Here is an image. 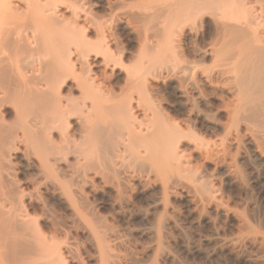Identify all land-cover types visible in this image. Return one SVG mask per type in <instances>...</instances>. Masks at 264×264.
Segmentation results:
<instances>
[{
    "label": "bare ground",
    "instance_id": "6f19581e",
    "mask_svg": "<svg viewBox=\"0 0 264 264\" xmlns=\"http://www.w3.org/2000/svg\"><path fill=\"white\" fill-rule=\"evenodd\" d=\"M140 1L135 11L101 1L141 43L127 68L85 1L0 0V264H178L162 241L165 229L182 231L165 216L167 190L193 214H230L209 183L216 176L207 181L191 159L211 164L227 186L240 180L232 153L264 175V0ZM62 6L70 20L57 16ZM199 35L190 59L185 39ZM90 57L125 68L120 96L77 73ZM213 83L225 94L216 107L204 89ZM215 131L223 137L204 138ZM150 187L159 196L132 212ZM133 217L140 227L129 226ZM255 238L209 236L204 252L177 243L206 260Z\"/></svg>",
    "mask_w": 264,
    "mask_h": 264
},
{
    "label": "rangeland",
    "instance_id": "374dc122",
    "mask_svg": "<svg viewBox=\"0 0 264 264\" xmlns=\"http://www.w3.org/2000/svg\"><path fill=\"white\" fill-rule=\"evenodd\" d=\"M84 1L87 3L89 10L95 15L94 18L98 22L104 24L109 30L106 41L107 46H109V53L115 58L114 60L123 61L124 66L127 68L131 66L132 61L130 55L139 50L141 43L131 35L125 26L118 24L108 15L103 4H101V1L103 0H83V2ZM124 2L127 4L125 6L126 10L135 11L141 1L124 0ZM21 8L24 10L23 6ZM57 16L60 20H70L71 12L67 10L65 6H62L58 8ZM78 22L81 27L85 26L83 18H80ZM207 32L209 31H205V36L207 35ZM199 38H201L200 35L197 38L185 39V42L187 43L186 50L191 56L190 59L193 58L192 51H194V49L200 44L201 39ZM92 39H96L93 32ZM25 55L37 57L42 55V52L37 49L26 52ZM195 60H199V58L195 57ZM210 62L211 61L208 60L206 65L209 66ZM100 64L101 58H87L79 67L77 73L79 72L78 74L83 76L89 75L92 77L102 93L109 92L116 96H120L126 89L125 68L118 66L114 70L104 69ZM154 87L157 89L158 85L154 84ZM204 89L212 96L210 103L213 107L219 105L221 99L225 97V94L215 85V83L205 84ZM135 114L138 115L139 113L135 111ZM176 115L180 117L178 113H176ZM219 118L223 120L224 116L220 115ZM222 137L223 134L218 131L204 136L206 140H214L216 138L221 139ZM185 150L186 153H188L186 148ZM228 161L237 165L240 180L237 179L235 182L227 186L222 182L221 173L211 164L202 162L198 157L191 159V166L200 169L206 176L207 181L210 179V175L216 176L217 180L209 181V183L211 182L215 189L218 190L217 196L226 206H228L230 210L228 216H221L208 208H203L202 211L200 210L201 213L200 211L199 213L201 215L199 213L193 214L187 211L184 203L179 199H176V196H178L176 192L172 193V191L167 190L168 192L166 193L164 202L168 207L172 208L173 213L165 214V216L169 217V215H173V217L170 216L172 219L169 218L173 220L182 231L173 227L167 228L165 229V235L162 241L167 250L169 251L170 249L171 252L169 251V253H171V255H173V257L179 262L178 264H264V249L260 245L259 240L261 237H264V223H262L259 218V213L264 211V175L260 167L253 166L250 168L245 163L243 165L242 163H239L238 156L235 153L230 155ZM138 187V183L132 184V188L137 189ZM156 196H159V191H157L156 188L150 187L149 191L145 194L133 197L132 203L130 202L132 212L137 208L145 209L148 206L149 201ZM98 205V210L101 214L107 215L109 213V206L107 202L102 200V198H99ZM197 215L198 217H196ZM205 215L209 217L208 223L203 220ZM132 219L130 220L129 226L134 225L133 227H140L142 225L139 220L134 217ZM242 220L245 222L246 226ZM216 235L223 240L234 239L240 235H249L251 238H256L241 246L239 244H236L237 246L231 245V248L228 247V249L226 248L222 250L217 257H210L211 259L209 258L206 260L195 253H185L181 251L179 247V243L184 246L186 245V247L197 246L204 252L211 248L209 244L204 242V238H209V236L212 238ZM165 240H168V244ZM139 242L140 244H143L147 241L145 239H140ZM255 257H262V260L254 263L248 261L250 258L254 259Z\"/></svg>",
    "mask_w": 264,
    "mask_h": 264
}]
</instances>
